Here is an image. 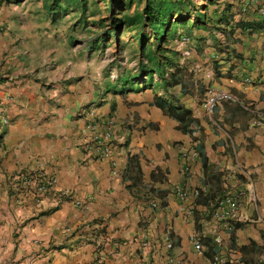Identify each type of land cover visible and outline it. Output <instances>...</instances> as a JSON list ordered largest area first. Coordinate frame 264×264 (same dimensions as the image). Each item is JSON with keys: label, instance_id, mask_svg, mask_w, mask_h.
<instances>
[{"label": "crops", "instance_id": "obj_1", "mask_svg": "<svg viewBox=\"0 0 264 264\" xmlns=\"http://www.w3.org/2000/svg\"><path fill=\"white\" fill-rule=\"evenodd\" d=\"M249 1L248 10L240 0L236 13H220L216 35L187 36L176 67L156 63L109 81L99 63L58 48L49 13H20L18 29V13L0 6V264H97L99 256L103 264H213L219 255L264 264V0ZM19 32L40 49L18 47ZM210 89L236 100L207 112ZM159 101L190 111L196 125L184 132ZM91 111L116 120L111 158L86 154ZM21 170L56 175L74 198L39 204L15 188ZM227 194L240 200L230 231L212 215Z\"/></svg>", "mask_w": 264, "mask_h": 264}, {"label": "rangeland", "instance_id": "obj_2", "mask_svg": "<svg viewBox=\"0 0 264 264\" xmlns=\"http://www.w3.org/2000/svg\"><path fill=\"white\" fill-rule=\"evenodd\" d=\"M181 1L182 15L191 17L189 21H194L197 11L205 13L208 21H197V26L192 27L190 22L185 25L178 24L172 18L168 35L164 38L158 34L163 40L156 39L148 26H129L131 20L121 21L124 15H128L129 19L134 18L136 13L145 8L147 0H0V6L5 4L18 13L15 20L18 29L20 13H49L53 27L59 29L57 34H60L58 40L61 42L58 48L65 55L74 56L81 63H99L102 77L119 80V77L127 79L145 74L146 71H141L145 67L154 71L156 63L168 65L170 68L176 67L186 55V37L196 36L203 41L204 35H216L221 28L220 13L227 12L228 8L229 13H236L239 7L235 2L240 0ZM248 1L244 2L245 10L250 9ZM54 13H57V17ZM31 18L32 16L28 18V23L33 25L35 21L31 22ZM6 30L0 24V34ZM17 36L18 47L22 48L26 43L29 49H40L34 42L32 33L25 35L19 32ZM33 59H29V63ZM197 59L196 57L194 62Z\"/></svg>", "mask_w": 264, "mask_h": 264}, {"label": "built area", "instance_id": "obj_3", "mask_svg": "<svg viewBox=\"0 0 264 264\" xmlns=\"http://www.w3.org/2000/svg\"><path fill=\"white\" fill-rule=\"evenodd\" d=\"M223 100H236L235 96L229 91L212 90L210 89L204 101L205 110L207 112H213L217 103ZM8 117H2V123H7ZM255 124H261V120L255 119ZM116 120L112 117L105 118L97 115L91 111L86 123V127L89 130V137L84 142V148L86 154L92 160H104L111 158L114 153V135L116 130ZM14 186L16 189L21 190L23 193L32 194L35 200L41 204L43 201L52 203L55 207L64 199L74 198L71 189L58 188L57 177L53 174H47L42 171H24L21 170L14 175ZM184 196L185 192H181ZM77 204H81V201H75ZM159 205L157 202H152V207L157 208ZM213 217L220 222V224L227 230H234L237 222L241 219L240 213V200L239 196L227 194L220 198L214 210L212 211ZM104 228L103 222H98L91 225L93 234L100 235ZM70 229V228H69ZM93 236L92 239H95ZM194 248L200 252L202 250L201 240L197 235L192 236ZM166 246L168 249H172L174 244L169 235L165 237ZM144 246H149V241H144ZM171 263L181 264L179 259L169 258ZM104 260L101 256L97 258V264H103ZM227 259L221 255L215 258L213 264H225ZM144 264H155L153 261H145Z\"/></svg>", "mask_w": 264, "mask_h": 264}, {"label": "trees", "instance_id": "obj_4", "mask_svg": "<svg viewBox=\"0 0 264 264\" xmlns=\"http://www.w3.org/2000/svg\"><path fill=\"white\" fill-rule=\"evenodd\" d=\"M181 4V0H147L145 8L141 12L136 13L134 18L129 19L128 15H124L121 21L128 22L131 20L132 22L129 24V26L137 24L144 27L148 26L155 34V38L159 40H163V37L165 38L168 35L167 31L169 30V24L172 18H174L175 23L179 22L178 24L185 25L186 22H190L192 27L197 26V21L204 22V19L208 21L207 15L205 13H200L199 11L196 12V15L193 19L194 21H189L191 20V17L189 18L187 15H182L183 10ZM223 22L225 21L222 18L220 23ZM158 34L161 36L163 35V37H159ZM151 60H154V58H151ZM174 82H176V80H174ZM158 105L163 109H167V111L173 117L180 121L181 124L179 127L184 132H187L196 125L197 119L191 116L190 111H185V109H182L180 106H168L163 101H159ZM241 251H246V246H242ZM225 264L229 263L226 262Z\"/></svg>", "mask_w": 264, "mask_h": 264}]
</instances>
